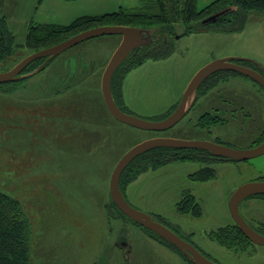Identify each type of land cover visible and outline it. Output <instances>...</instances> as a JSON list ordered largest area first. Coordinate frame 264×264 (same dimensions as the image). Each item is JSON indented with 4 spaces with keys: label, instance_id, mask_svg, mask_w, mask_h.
Masks as SVG:
<instances>
[{
    "label": "rangeland",
    "instance_id": "obj_1",
    "mask_svg": "<svg viewBox=\"0 0 264 264\" xmlns=\"http://www.w3.org/2000/svg\"><path fill=\"white\" fill-rule=\"evenodd\" d=\"M8 1L4 13L16 43L25 42L31 21L57 16L44 7L36 14L40 0ZM212 1L198 0V8ZM191 24L175 25L174 49L169 56L146 59L126 73L120 99L129 113L156 120L178 105L197 71L214 60L242 56L264 71V16L250 11L243 27L235 30L187 32ZM121 41V34L87 39L50 59L40 71L37 68L24 83L10 89L6 86V90L0 87V191L18 198L28 213L33 263L192 264L131 221L127 237L134 250L128 261L126 248L118 242L121 225L109 218L105 208L115 165L129 149L153 137L219 138L235 149H249L264 130V88L241 73L231 74L212 93L242 92L250 104L247 114L235 111L232 117L226 116V122L202 127L199 105L216 103L200 96L195 107L166 130H145L119 121L106 105L101 82ZM31 53V49L19 47L14 57L19 62ZM234 102L239 104L236 97ZM204 166L215 169L212 179L190 178ZM263 175L264 154L247 160H175L139 174L125 189V196L135 208L158 216L218 264H264V244L235 248L222 245L213 235L234 222L229 206L232 193ZM186 191L200 203L199 215L176 208ZM239 209L247 222L264 234V197H246Z\"/></svg>",
    "mask_w": 264,
    "mask_h": 264
},
{
    "label": "trees",
    "instance_id": "obj_2",
    "mask_svg": "<svg viewBox=\"0 0 264 264\" xmlns=\"http://www.w3.org/2000/svg\"><path fill=\"white\" fill-rule=\"evenodd\" d=\"M6 1L7 0H0V71L9 70L18 62L14 56L16 55V49L19 47H27L31 49L32 52H35L62 42L81 31L102 25H125L149 30L152 33L153 40L149 44H144L134 49L116 69L112 78L113 96L118 106L126 112L128 111L121 105L123 100L120 99L121 87L126 73L134 67L143 64L146 59H159L169 56L174 49L172 39L176 34L175 25L177 23H192L188 26L187 32H192L193 30L200 31L203 29L235 30L243 27L248 19V13L250 11H255L258 15L264 16V0H214L202 9L198 8V0H144L134 8H120L111 12L81 15L74 18L68 24L31 21L28 25L25 42L16 43L15 34L9 26L8 16L3 12ZM67 1L74 2L77 0ZM224 9H226V12L215 20L208 23L202 22L210 15ZM12 57H14V59L10 62ZM45 59L46 58H40L31 62L21 74L35 72ZM234 61L253 67L264 73L263 70L249 59L243 58ZM237 73L239 74V72L232 70H219L214 72L201 83L197 94H199V97H211L214 94L212 92L216 91L217 87L219 88L222 82L228 80L231 74ZM24 81L25 78L17 79L1 83L0 87L6 90L7 87L10 89L13 85L24 83ZM216 94L219 95V98L218 101H213V103H216L214 105L215 108L213 111L203 112L199 119L200 126L211 127L218 123L226 122V116L229 114L230 117H232L231 114L235 111L245 114L249 112L250 104L246 101L245 103H241L239 100L238 96H243L242 92L237 94L236 91L233 90L229 92L225 91L224 94L215 93L214 95ZM234 97H236L239 104L234 102ZM244 100H246V98H244ZM177 106L178 105L172 110L162 113L156 120L166 118ZM263 141L264 130L261 135L258 138H254L251 142L252 144L250 143L251 145L247 147H255ZM215 142L223 143L219 138L215 140ZM215 159L229 158L214 155L210 153V151L201 148H152L138 155L128 164L122 173L120 187L125 196V189L139 174L150 169L164 166L175 160L207 162ZM189 176L194 180H201L203 182L208 181L215 176V169L211 166H204ZM260 180L264 181V175L261 176ZM254 195L264 197V193H257ZM105 208H107L109 218L115 219L117 221L116 224L121 225L122 230L118 237V242L123 241V243H126V245H124L121 242L120 246L124 245L126 248L128 261L134 250L132 242L127 237V232L130 231L128 225H130L131 221L141 226L155 238L173 247L190 263L195 264L178 247L165 240L154 231L130 219L118 208L111 197L109 202L105 204ZM176 208L181 213H193L196 215L201 213L200 203L190 191L184 193L182 199L177 202ZM153 218L160 221L158 216L153 215ZM174 231L176 232V230ZM213 235L218 238V241L221 242L222 245L235 248H243L242 245L245 246L250 243L257 244L251 241L242 232L235 220L231 224L220 227ZM32 260V225L28 213L18 198L0 191V264H36V262L33 263Z\"/></svg>",
    "mask_w": 264,
    "mask_h": 264
},
{
    "label": "water",
    "instance_id": "obj_3",
    "mask_svg": "<svg viewBox=\"0 0 264 264\" xmlns=\"http://www.w3.org/2000/svg\"><path fill=\"white\" fill-rule=\"evenodd\" d=\"M225 12L226 9L214 13L205 18L202 22H211ZM106 34H121L122 41L116 51L113 53L103 73L101 82L103 97L109 111L116 119L126 124H130L134 127L156 131H162L173 127L186 115V113L191 109V107L197 100L198 88L201 83L211 74L219 70H232L239 72L254 79L264 88V73L253 67L243 65L234 61L243 59L244 57L227 56L223 59L214 60L197 71V73L187 85L178 106L166 118L162 120H146L132 113H128L118 106L113 96L112 78L116 69L124 62V60L134 49L139 48L144 44H149L153 40V38L152 33L147 29L125 25L96 26L81 31L55 45L32 52L31 54L27 55L22 60L17 62L9 70L0 71V84L32 76L36 71L27 74L21 73L31 62L37 59L46 58L45 61L37 69V71H40L46 66L50 59L54 58L62 51L87 39ZM156 147L201 148L208 150L210 151V153L220 157L247 160L264 154V141L253 148L235 149L233 147L215 141L184 140L173 137H153L142 141L141 143H138L137 145L129 149L120 158L113 169L109 184L111 198L112 201L125 215H127L133 221L141 224L142 226L154 231L165 240L178 247L195 264H218L209 259L196 246L185 240L173 229H171L164 223L154 219L151 214L135 208L124 196L123 191L120 187V180L124 169L138 155ZM257 193H264V181L259 180L245 183L238 187L232 193L229 201V206L231 215L242 232L251 241L257 244H264V234L254 229L247 222L239 209L240 202L243 199ZM123 244L126 245V243Z\"/></svg>",
    "mask_w": 264,
    "mask_h": 264
},
{
    "label": "crops",
    "instance_id": "obj_4",
    "mask_svg": "<svg viewBox=\"0 0 264 264\" xmlns=\"http://www.w3.org/2000/svg\"><path fill=\"white\" fill-rule=\"evenodd\" d=\"M142 1L144 0H133V1H74V2H68L67 0H56V1H39L36 5L35 13L39 15V12H43L42 10L39 11L40 8H46L45 10H48V12L56 13L57 16L52 18L51 20H47L46 18H43L44 22L42 23H58V24H67L71 22L74 18L85 15V14H98V13H104V12H111L116 11L120 8H134L137 7ZM8 0L5 2L4 9L7 10ZM71 3V4H70ZM74 3V5H72ZM7 15V14H6ZM58 15L62 17V15L67 17L59 18V20H55ZM34 21V20H33ZM67 21V22H64ZM34 22H41L34 21ZM235 57H242L237 55H232ZM239 94V92H236ZM241 103L249 102L248 99L244 100V96H238ZM210 101H218L219 95H212L211 97H208ZM199 99V95L191 109H193L196 105V102ZM215 104L211 106L207 105H199V109L203 112L205 111H213ZM190 109V110H191Z\"/></svg>",
    "mask_w": 264,
    "mask_h": 264
},
{
    "label": "flooded vegetation",
    "instance_id": "obj_5",
    "mask_svg": "<svg viewBox=\"0 0 264 264\" xmlns=\"http://www.w3.org/2000/svg\"><path fill=\"white\" fill-rule=\"evenodd\" d=\"M132 204V203H131ZM134 205V204H133ZM135 206V205H134ZM121 240H123V239H121ZM122 242V244H123V241H120L119 243H121Z\"/></svg>",
    "mask_w": 264,
    "mask_h": 264
}]
</instances>
